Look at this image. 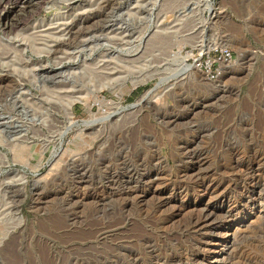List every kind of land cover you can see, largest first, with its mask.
Returning a JSON list of instances; mask_svg holds the SVG:
<instances>
[{
  "label": "rangeland",
  "instance_id": "1",
  "mask_svg": "<svg viewBox=\"0 0 264 264\" xmlns=\"http://www.w3.org/2000/svg\"><path fill=\"white\" fill-rule=\"evenodd\" d=\"M135 1L43 0L40 10L13 37L0 33V58L10 63L14 77L25 86L21 91L15 86L0 93V264H103L107 259L114 264H131L124 251L111 249L127 231L139 233L155 227L157 215L152 206L161 197L169 201L163 211L173 206L182 209L180 216L160 230L154 228L150 235L162 260L196 249L194 241L208 237L210 244L202 248L200 264H264V208L261 210L256 193L250 200L255 208L235 215L233 222L216 233L212 229L196 236L183 227L190 214L211 209L219 220L214 224H218L226 216L229 202L224 198L221 202L220 190L202 197L185 184L186 191L172 196L175 187L170 182L182 167L176 156L184 139L209 157L204 167L207 170L215 169L218 158L226 159L228 143L242 146L248 140L261 145L264 0H211L218 9V15L211 19L201 5H194V0ZM11 3L2 4L0 18L3 7L10 8ZM89 13L102 18L87 30L74 22L75 17ZM203 20L209 21L205 28ZM68 25L79 32L71 42L73 47L49 54L47 49L57 33L64 32ZM199 36L203 43L229 47L231 60L222 64L213 81L194 71L173 86L172 82L162 83L177 68L172 66V53L189 54ZM21 44L27 45L26 57L32 61L21 57ZM2 70L5 68L0 67L4 74ZM154 88L156 99L130 108ZM204 96L213 105L201 113ZM95 99L110 100L126 109L116 122L111 121L115 127L104 133L137 138V143L126 148L130 164L136 163L135 169L141 172L153 167L158 174L151 187L138 189V209H123L119 197L108 200L110 169H120L108 167V155H100L106 135L90 141L92 131L83 125L100 111ZM58 153L60 157L56 158ZM94 153L98 154L96 159L92 158ZM230 194L237 196V192ZM98 199L104 200L103 205L95 204ZM122 215L126 220L119 233L116 223ZM101 228L104 232L116 228L118 233L104 235L96 242L90 231ZM82 229L86 233L81 234ZM132 245H128L129 250L143 264H149L144 247Z\"/></svg>",
  "mask_w": 264,
  "mask_h": 264
},
{
  "label": "bare ground",
  "instance_id": "2",
  "mask_svg": "<svg viewBox=\"0 0 264 264\" xmlns=\"http://www.w3.org/2000/svg\"><path fill=\"white\" fill-rule=\"evenodd\" d=\"M41 1H43V0H0V7L2 6L3 3L7 4L8 2H12L11 3L12 6L10 8L6 9V7H3L4 13H3L2 18H0V33H2L6 37H9L10 35L14 36V33L23 25V23L32 14L37 13L38 10H40L39 8H40V3H42ZM194 1H195L194 5H196V6L201 5V7H203L204 10L207 11V13H209L210 19L218 13V9H216V7L214 6V4L211 0H194ZM141 2H145V0H137V1H135V4H139ZM184 7H186V5H184ZM184 10H186V9L182 8L183 12H184ZM82 15L83 16L80 17L79 19L78 18L76 19V17H75L73 20H74V22H78L77 24H79V25H84L86 27V30L88 27L90 28L91 24L95 23L96 20H100L102 18L101 15L96 16V15L90 14V13L89 14H82ZM201 18H200V20H201ZM208 22L209 21H207V22H205L204 20L201 21L202 27H204V28L207 27L206 25L209 24ZM74 29H75V27L69 28V25H68V27L65 29L64 32L62 31V33H60V34L57 33V36L53 40V45L47 49V52L49 54L50 53L56 54V53L61 52L63 49L73 47L72 46L73 43H71V42L73 40H75L79 34V32H75ZM9 42H11V41H9ZM94 42H97V41H94ZM2 48L4 49V47H2ZM20 48H21L20 53L22 55L21 57H24V60L26 62L32 61V59H27V57H26V52H27V50H29L27 45L25 46V44H23V45L21 44ZM172 54H173V57H172L171 61L174 64H172V63L171 64H172V66H175L177 68L175 69L174 72L171 71L172 74L165 77V79L162 80V83L168 84V83L172 82V86H173L176 82L181 81L183 79H187L191 75H193V73H196V72H194V70H192L193 65L186 62V55L182 56L180 54V51H177L176 53H172ZM4 60H5V58H3V61H2V57L0 58L1 69L3 67L5 68V71L2 70V72H4V74L0 73V93L1 92H5V93L9 92L15 86L18 88L20 87L19 91L23 90V87H25L24 83H22L23 81L20 79H16L14 77L13 73L11 72V70H12L11 65H8L10 63L5 64ZM60 64H62V63H60ZM107 67H109V65ZM60 68H63V66H61ZM107 69L109 70L110 68H107ZM168 70H170V69H168ZM109 72H111V74H113L112 73L113 71L111 69ZM70 75H72V74H70ZM156 86H158V85H156ZM155 88H157V87H155ZM155 88L146 92L141 97V99L136 104H133L130 108L131 109H137L138 107H140L144 103H149V102L151 103L152 99L157 98V94H156V92H154ZM222 92L223 91H221L220 93H222ZM25 94H27V93H25ZM212 102L213 101L211 99H208L207 97L202 98V100L200 102V106H201V110H202L201 113L202 112L206 113L205 110H207L210 106L213 105ZM94 103L99 107L100 111H98V114L91 115L90 119L88 121L83 122L84 123L83 125L85 128H88L92 131L90 141L95 140L99 135H103V134L106 135V137H107V141L105 143L106 146L104 148L100 149V155L102 153H106L108 155L109 159H107L108 158L107 157L106 158L107 161H105V162H109L108 164H110V165L108 167L111 166L113 168L117 167L120 169V171H116L114 169L115 172L112 171L113 169H110L109 177H107V178H109V181H107V183H106L107 189L110 190L109 191L110 193H108V196H109L108 200H111L114 197H119L122 200L123 209H126V208L127 209H131V208H133V209L137 208L138 209V205L140 203L139 198L136 195L138 189L151 187L152 184L155 183L154 180L157 179L158 174H157L155 169L153 170V167H151L149 170H145V171L141 172L140 170L135 169L136 163H134L132 161L134 164H130L131 161L128 160V156L130 154H128V150L126 148H128L127 147L128 144L133 145L134 143H137L136 142L138 140L137 138L132 137L131 140L129 138H128L129 139L128 140L125 137L124 133H104L106 129H110L112 126L115 125L111 121L115 120V122H116L118 119L117 117L120 118L121 113L124 112L126 109L120 108L119 104H116L110 100L109 101H103V100L99 101L98 99H95ZM103 108H106V110H104ZM192 111L194 112V110H190L189 112L191 113ZM196 113H200V112H196ZM10 125H11L10 122H7V127H9ZM189 134L190 135H194V134L200 135L201 133H185L184 135H189ZM81 137H83V136H81ZM183 139H184V137H183ZM176 141H181V139L177 138ZM244 141H245V143H243L242 146H234L230 143L226 144V151H227L226 159H223V161H222V159L216 158L218 160L217 165H216L215 169H211V170H207V168H204L205 165L209 164L208 163L209 157H207L202 150H200V151L196 150V148H193L188 141H185V139L181 141L182 146L180 148H178L179 153L177 152L178 155L176 156L177 157L176 159L178 160L179 163L182 164V167L178 168L174 178L170 179L171 184H173V186L175 187V188L172 187L173 188V191H172L173 195L172 196H176V194L181 193V191H186L187 188L182 186V184H185L186 187L191 189V191L195 192L194 194L199 195L198 193L200 192L201 193L200 195H202V197L204 195L205 196L206 195H208V196L216 195L217 192H219V190H220V192L223 193V195H221L222 196L221 202H224L223 198L225 200H227V202H229V205H228L229 210L227 211L226 216L224 218H221V219L219 218L220 222H218V224H216V223L214 224V222L216 220H218V217L215 215V213L211 209L205 208V209L200 210L196 213L193 212L194 213L193 215L190 214L189 218H187L186 221L183 220L184 221L183 223H185V224H183L184 225L183 227L187 231H190L196 235V233H200L201 231H210V230L214 229V231L216 233V231H219L221 228H224V225H226L227 223L233 222L232 218H234L235 215H238L239 213L244 212L247 208H255V204H252V202H250L251 197L252 196L254 197L255 193H256L257 198L260 201L261 210L264 208V133L261 134V145L260 146H256V145L252 144L251 142H249L248 140H244ZM222 146L223 145H221L220 147H222ZM223 149H224V147H223ZM223 149H222V151H223ZM62 152H63V150L61 151V153ZM97 153H94L92 155L93 159L94 158L96 159L98 157ZM58 156L60 157L59 153L56 156V158H58ZM103 156H104V154H103ZM156 156H157V153L155 152L154 158ZM59 160H61V159H59ZM156 160H160V159L156 158ZM116 162H120V163L117 165ZM142 170H143V168H142ZM228 176L231 179H229ZM123 179H125V181H122ZM157 181H159V180H157ZM231 190L233 192H237V196H235V198L232 197L233 195L231 196V194H230L232 192ZM216 197H219V196L217 195ZM103 203H104L103 199H98L97 201H95V204L103 205ZM141 203H142V201H141ZM168 203H169L168 200H164L161 197V198H159L157 203L153 204L152 207H153L154 214L157 215V217L155 216L157 219V221L154 223L155 229L160 230L161 228H164V226H166L167 223L172 222L174 218H177L178 216L181 215L182 209L179 208L180 206L178 208L176 206L175 207L173 206L168 210V212L163 211L162 208L165 207L166 205L168 206ZM104 207H105V205H104ZM22 219L23 218L21 217L18 220L22 221ZM125 220H126L125 216L122 215L119 223H116V225L119 226L118 227L119 233H121V229H122L120 226H121V224H123V222ZM110 223L112 224L113 222H110ZM107 224L104 225V228H105V226L107 228ZM110 227H112V225ZM104 228H101L99 230L95 229V230L90 231L92 239H94L96 242H99L100 240H103L105 238V236L108 234L115 235V233H113V232H116V235H117V233H118V230L116 228H115V231L111 230V231H105V232H104ZM154 228H152V226H150L149 229L145 228L139 233H135V231L134 232L133 231H127V233H125L124 236H120L121 242L119 241V243L116 245V247H113L111 249V251L114 252V250H116V249L124 251L123 255L127 258H130L129 262H131V264H143L142 261L140 260L141 258L139 259L138 255L135 252H133L132 250H129V248H128L129 244H130V246H134V245H132V243H134L135 245H140V247L141 246L144 247L145 253H147V255L150 259L149 264H200L201 263V260H202L201 258H203L202 251H204V249H205V248L204 249H202V248L205 247L206 245L210 244V240L208 237L202 238V240H200V241H202L201 243H199L200 241L198 243L196 241H194V243L192 245L195 246L196 249H193V250L188 251V252H185V251L181 252V253L178 252L177 254L173 253L174 255L167 256L168 259L162 260V258L158 255V253H156L155 249L153 248V245L151 244L150 235L153 234V232L155 231ZM82 231H83V229H82ZM122 232L124 233V231H122ZM227 232L228 231H226L225 233H227ZM69 233H67V234H69ZM83 233H86V232L83 231L81 234H83ZM74 234H75V232H74ZM70 235L72 236L73 234L70 233ZM76 235H78V233L75 234V236ZM119 235H122V234H119ZM75 236H74V238H76ZM115 238H117V236ZM85 239H87V238H85ZM72 240H73V238H72ZM216 245H218V247L222 246V244H219V243ZM199 251H200V253H199ZM215 251L217 252V249ZM145 253H144V255H146ZM121 257H123V256H121ZM108 258H110L112 260V258H114V257L109 256ZM149 259H147V261ZM113 262L114 261H110L109 259H107L103 264H114Z\"/></svg>",
  "mask_w": 264,
  "mask_h": 264
},
{
  "label": "built area",
  "instance_id": "3",
  "mask_svg": "<svg viewBox=\"0 0 264 264\" xmlns=\"http://www.w3.org/2000/svg\"><path fill=\"white\" fill-rule=\"evenodd\" d=\"M194 46L189 54H183L186 55V62L192 64V70L200 73L205 80L213 81L218 76L222 64L231 60L232 52L230 48L213 43H203V37L201 36L197 38Z\"/></svg>",
  "mask_w": 264,
  "mask_h": 264
}]
</instances>
